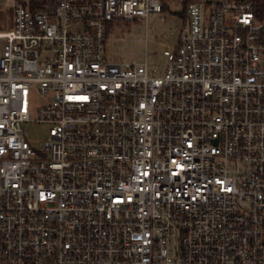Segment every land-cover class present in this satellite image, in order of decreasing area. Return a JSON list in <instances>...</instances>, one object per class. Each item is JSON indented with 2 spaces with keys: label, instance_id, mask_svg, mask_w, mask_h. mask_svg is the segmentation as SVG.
Segmentation results:
<instances>
[{
  "label": "built area",
  "instance_id": "built-area-1",
  "mask_svg": "<svg viewBox=\"0 0 264 264\" xmlns=\"http://www.w3.org/2000/svg\"><path fill=\"white\" fill-rule=\"evenodd\" d=\"M182 3L158 75L104 52L160 0L0 9V264H264V8Z\"/></svg>",
  "mask_w": 264,
  "mask_h": 264
},
{
  "label": "rangeland",
  "instance_id": "rangeland-1",
  "mask_svg": "<svg viewBox=\"0 0 264 264\" xmlns=\"http://www.w3.org/2000/svg\"><path fill=\"white\" fill-rule=\"evenodd\" d=\"M18 0H0V9L12 15V5ZM163 10L160 14H150L146 21L136 19L129 22H119L110 28L107 34L104 57L108 62L122 63L134 59L144 60L145 51L149 64V74L158 75L164 70L165 59L161 53L164 50L173 51L178 36L183 28L184 13L181 12L183 0H160ZM1 13V12H0ZM145 24L147 29L145 28ZM156 53L157 57L153 54ZM155 73L153 68L159 66ZM47 97L34 94L32 97L31 115ZM23 135L26 141L39 150L41 144L48 140V128L41 123L29 122L23 125Z\"/></svg>",
  "mask_w": 264,
  "mask_h": 264
},
{
  "label": "trees",
  "instance_id": "trees-1",
  "mask_svg": "<svg viewBox=\"0 0 264 264\" xmlns=\"http://www.w3.org/2000/svg\"><path fill=\"white\" fill-rule=\"evenodd\" d=\"M28 1H29L30 9L36 10V9L40 8L48 0H28ZM257 3L260 5L261 8H264V0H257ZM112 26L113 25H108V27L106 29V34H108V32L110 31V28Z\"/></svg>",
  "mask_w": 264,
  "mask_h": 264
},
{
  "label": "water",
  "instance_id": "water-1",
  "mask_svg": "<svg viewBox=\"0 0 264 264\" xmlns=\"http://www.w3.org/2000/svg\"><path fill=\"white\" fill-rule=\"evenodd\" d=\"M179 13H181V11Z\"/></svg>",
  "mask_w": 264,
  "mask_h": 264
}]
</instances>
